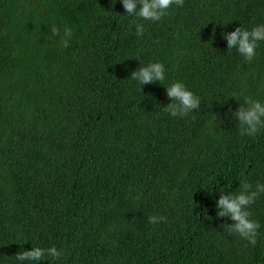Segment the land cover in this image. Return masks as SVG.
<instances>
[{
  "label": "trees",
  "instance_id": "obj_1",
  "mask_svg": "<svg viewBox=\"0 0 264 264\" xmlns=\"http://www.w3.org/2000/svg\"><path fill=\"white\" fill-rule=\"evenodd\" d=\"M126 15L120 0H0V264L33 247L63 252L38 264H264V195L255 246L216 215L221 192L264 184V130L242 136L232 116L264 103V42L249 64L223 38L264 24V0ZM157 62L163 83L130 78ZM175 82L200 99L187 117L158 107Z\"/></svg>",
  "mask_w": 264,
  "mask_h": 264
},
{
  "label": "clouds",
  "instance_id": "obj_2",
  "mask_svg": "<svg viewBox=\"0 0 264 264\" xmlns=\"http://www.w3.org/2000/svg\"><path fill=\"white\" fill-rule=\"evenodd\" d=\"M128 17H137L144 21L159 22L173 6L183 7L184 0H120ZM136 34L144 35V25L137 23ZM51 33L54 37H59L62 47L68 48L72 37V29L65 26L63 32L53 26ZM223 38L227 41L228 50L236 49L249 64L256 57V50L261 42H264V24L257 25L251 30L237 27L230 33H225ZM130 78L139 82L140 85H148L166 79L165 67L161 63H150L147 66L139 67L131 73ZM167 97L172 102L167 106H158L160 110L170 114L173 118L187 117L191 112L200 107V99L193 92L188 90L182 82H175L166 87ZM235 98V95L233 94ZM236 99V98H235ZM238 103L241 100L236 99ZM240 107L232 112V116L238 121L240 134L242 136L255 137L264 130V103L244 96ZM214 118L217 117L214 115ZM261 195H264V184L257 182L255 187L244 179L240 182L239 188L235 192H221L220 198L216 201L217 218L230 219L232 223H223L220 228L228 236H239L241 239L250 242L253 246L257 243L260 223L252 219L251 207L256 203ZM148 222L152 225L163 222L167 223V218L163 216H150ZM63 252L56 247L40 248L33 247L30 251H20L15 255L17 261L41 262L46 257L59 260Z\"/></svg>",
  "mask_w": 264,
  "mask_h": 264
}]
</instances>
